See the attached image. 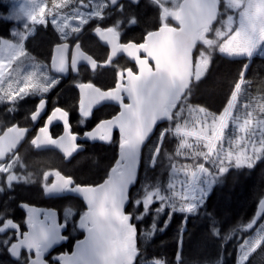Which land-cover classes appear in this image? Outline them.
<instances>
[{
	"label": "flooded vegetation",
	"instance_id": "obj_1",
	"mask_svg": "<svg viewBox=\"0 0 264 264\" xmlns=\"http://www.w3.org/2000/svg\"><path fill=\"white\" fill-rule=\"evenodd\" d=\"M138 3L140 0L136 3L119 1L116 8H106L98 19L89 20L88 24L65 40L51 23H38L32 29L30 38L23 42L24 51L30 55L32 62L45 64V68L57 81L45 91L23 98L29 102V108L21 106V102L17 105H0L5 108L1 109L0 135L16 127L11 136L14 142L21 140L22 131L26 132L17 148L14 147L15 144L1 147L5 150L6 159L0 160V260H6L9 264H29L35 260V251L27 248H21L15 257L10 254L18 240L27 235L31 224L29 218H40L41 221L43 218H60V223L66 226L63 234L67 237V242L56 249L55 253L46 256L44 264H58L59 256L71 253L75 242L84 237V232L79 229L78 218L84 215L86 207L71 191L78 186H95L107 178L109 169L117 161L120 145L125 141L121 131L108 123L121 113L123 107L129 105L125 91L131 84L135 87L138 77L142 78L146 72V65L143 64L146 56L143 53L130 51L129 55L121 53L110 60V48L100 42L95 32H105L108 35L106 31L112 30L118 45L133 44L132 49H136L145 43L149 33L162 26H174L169 19H165L163 8L158 12L156 0H146L144 6L146 9L149 8L148 5H154L152 8L157 12L152 13L153 20L149 24H140L130 8H126ZM49 28L57 40L49 41V35L52 34ZM105 40L110 38L106 36ZM38 42L45 45L37 46ZM64 42L68 45L65 75L62 68L64 52L59 67L62 73H55L51 69L54 49ZM76 45L94 60L92 65L81 63L82 59L74 50ZM148 64L154 69L150 61ZM85 83L92 84L103 92L116 91L113 101L94 106L95 100L90 96L89 103L82 107L79 86ZM69 91L72 93L71 100L66 97ZM40 105L44 110L36 116ZM56 112L55 118H52ZM64 114L67 115L66 122ZM157 128L158 126L156 130ZM91 131H97L94 141H82L81 138ZM75 137L77 138L74 139ZM60 139L59 149L48 147L49 141ZM70 139H74V142L71 143ZM94 149L111 151L106 175L101 174L93 182L79 180L70 169L78 158L92 154ZM73 150L75 151L68 158L66 154ZM13 163L18 166L12 167ZM58 176L63 178H57ZM10 177L18 181L8 182ZM66 179H71V184L66 183ZM67 218L72 219L70 221ZM48 225L49 223L46 224Z\"/></svg>",
	"mask_w": 264,
	"mask_h": 264
},
{
	"label": "trees",
	"instance_id": "obj_2",
	"mask_svg": "<svg viewBox=\"0 0 264 264\" xmlns=\"http://www.w3.org/2000/svg\"><path fill=\"white\" fill-rule=\"evenodd\" d=\"M145 4L146 0H140L137 5L126 7L142 25L151 23L152 13L156 11L149 5L145 9ZM219 5L223 8L222 0ZM7 13L6 0H0V38L9 37L15 26L5 17ZM49 31L52 33L48 34L49 41L57 40L50 28ZM40 45L45 43L37 46ZM202 50L209 54L204 74L192 82L169 121L157 128L141 151L138 179L129 192L130 201L126 208L137 231L138 255L134 264H236L238 246L248 235L247 227L255 221L258 205L264 199L263 146V154L253 166H230L219 172L210 193L194 214L188 215L181 210L182 205L178 206L170 185L175 167L195 170L203 164L206 155V149L191 141L182 143L183 138L175 132L181 124L175 116L178 108L194 106L213 116L222 115L242 80L249 93L264 95V56H254L250 61L229 58L218 50L204 48L202 44L197 46L194 55ZM66 97L71 100L72 93L69 91ZM91 152L78 158L70 169L76 178L85 182L97 181L106 175L108 159L111 158L110 150L94 149ZM154 191L162 196L158 205L152 206L158 210L151 208L144 214L134 203ZM0 263L9 264L2 260ZM244 264H264V240Z\"/></svg>",
	"mask_w": 264,
	"mask_h": 264
},
{
	"label": "water",
	"instance_id": "obj_3",
	"mask_svg": "<svg viewBox=\"0 0 264 264\" xmlns=\"http://www.w3.org/2000/svg\"><path fill=\"white\" fill-rule=\"evenodd\" d=\"M119 1L121 0H108L112 8L116 7ZM129 1L136 3L138 0ZM218 1L183 0L176 11L164 10V17L173 20L177 27H160L149 33L145 43L136 49H132L133 44L118 45L117 37L112 30L106 31L108 35L105 32H95L100 42L110 48V60L121 53L129 55L130 51L136 54L143 53L146 56L143 59L146 72L142 78L138 77L134 83L135 87L131 84L125 91L130 101L129 105L123 107L121 113L108 123L120 130L125 140L120 145L117 164L112 167L102 183L96 186H78L71 191V194L79 197L86 207L84 215L78 221L84 237L75 242L71 253L59 256V264L135 263L138 255L137 231L132 224L131 215L126 213V208L130 201L129 192L138 179L141 151L153 136L156 127L170 119V112L176 108L191 86L194 77L193 54L197 42L204 39L206 30L217 19ZM106 36L110 40H105ZM67 47V44H62L54 49L51 69L55 73H62L59 67L64 52L62 68L64 75L66 74ZM74 50L82 59V64H93L94 60L82 52L78 45ZM79 91L82 107L89 103L90 96L95 100L94 106L109 103L113 101L112 97L116 92H103L91 84L80 85ZM43 110L44 107L40 105L36 116ZM56 114L57 112L52 118H55ZM63 117L66 122L67 115L64 114ZM15 129L16 127L11 128L0 136V160L5 159L6 155L2 146L15 144L14 147L17 148L26 136V132L22 131L21 140L13 142L11 136ZM96 133L95 131L86 133L81 140L93 142ZM74 139L73 141L70 139V142L73 143ZM60 144L61 139L49 141L48 147L59 149ZM75 150L66 156L69 158ZM64 181L71 184V179ZM263 213L264 199L259 203L255 219H259ZM29 220L31 224L27 235L18 240L11 248L10 254L15 257L21 248H27L35 251V260L29 264H44V258L55 247L67 241L63 235L66 227L60 224L59 218Z\"/></svg>",
	"mask_w": 264,
	"mask_h": 264
},
{
	"label": "rangeland",
	"instance_id": "obj_4",
	"mask_svg": "<svg viewBox=\"0 0 264 264\" xmlns=\"http://www.w3.org/2000/svg\"><path fill=\"white\" fill-rule=\"evenodd\" d=\"M159 1L174 6L180 2ZM6 3L8 13L5 17L15 26L10 30L9 37L0 38V105L21 102V106L29 108V102L23 98L39 94L57 81L45 64L34 60L27 63L32 59L22 44L31 36L34 26L51 23L65 40L89 20L98 19L109 6L106 0H6ZM222 6V17L202 46L211 51L218 50L230 58L264 56V0H222ZM208 59L209 54L205 51L196 52V79L204 74ZM1 109L5 108L0 106V115L3 114ZM175 116L176 121L181 123L175 132L183 138L182 143L191 141L206 149L204 162L197 169L175 167L172 174L170 185L178 199V206L182 205L181 210L189 215L203 204L219 172L230 166L251 167L261 158L264 95H252L242 81L222 115L213 116L202 108L182 105ZM13 166L18 165L13 163ZM11 181L18 179L10 177L8 182ZM161 200L159 192L154 191L146 193L134 204L146 214ZM156 206L152 209L158 210ZM67 219L71 221L72 218ZM255 221L247 227L248 235L238 246L236 264H243L264 239V213L257 224Z\"/></svg>",
	"mask_w": 264,
	"mask_h": 264
},
{
	"label": "bare ground",
	"instance_id": "obj_5",
	"mask_svg": "<svg viewBox=\"0 0 264 264\" xmlns=\"http://www.w3.org/2000/svg\"><path fill=\"white\" fill-rule=\"evenodd\" d=\"M4 106H6V105H4Z\"/></svg>",
	"mask_w": 264,
	"mask_h": 264
}]
</instances>
